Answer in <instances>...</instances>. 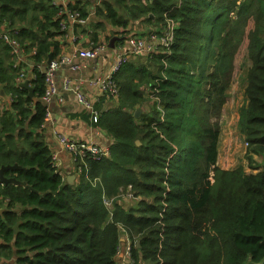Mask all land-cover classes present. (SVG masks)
<instances>
[{
    "label": "trees",
    "instance_id": "obj_1",
    "mask_svg": "<svg viewBox=\"0 0 264 264\" xmlns=\"http://www.w3.org/2000/svg\"><path fill=\"white\" fill-rule=\"evenodd\" d=\"M127 1L131 7L122 16L117 5ZM81 3L72 0L67 9L87 17ZM100 4L98 28L160 23L165 14L179 26L170 53L142 63L130 58L115 75L120 99L104 111L96 104L100 115L93 122L112 137L110 155L76 163L80 177L71 184L44 140L49 109L42 100L49 55L61 54L68 34L61 28L67 15L55 0H0V34L19 30L20 66L33 89L30 97L17 83L20 67L0 37V168L18 164L22 169L4 177L31 188L0 183V207L9 199L0 214V259L15 254L17 264H120L125 235L124 252L130 251L122 264H264V168L247 173L217 164L219 119L245 36L252 63L238 128L249 143L247 158L264 159V0ZM78 31L88 29L76 25ZM125 192L133 197L129 205L122 203Z\"/></svg>",
    "mask_w": 264,
    "mask_h": 264
},
{
    "label": "crops",
    "instance_id": "obj_2",
    "mask_svg": "<svg viewBox=\"0 0 264 264\" xmlns=\"http://www.w3.org/2000/svg\"><path fill=\"white\" fill-rule=\"evenodd\" d=\"M55 1L61 6L67 7L69 5V2H71L72 0ZM79 1L82 2L81 6H84L86 11L89 13L88 17L90 20L89 24L87 25L88 27H86L88 31L84 34L78 31V33L75 34L74 28H69L68 34L65 36L64 46L61 53L71 57L73 64L80 65L81 69L73 70L70 65H65L58 69L55 75V82L57 85V90L64 97V101L62 103L52 101L49 104L48 108L49 112L51 113V118L43 126L44 140L52 149V154H56L55 163L57 165V168L59 169V171H61V173L66 179L70 175H75V180L77 179L75 159L70 153L61 148L59 142V135H65L71 140L77 142L95 143L100 146L106 147H111L113 139L105 130L93 125L94 121H92V115L89 112L85 111L84 107L78 102L76 96H74L73 93L65 91V81L70 80L74 85H79L82 88V90L94 103V109L98 113V116L100 115V112L95 108L96 104L101 103V111L115 107L117 105V101H114L104 95L103 91L96 84V82L101 77H104L110 73L114 63L122 54L123 47L125 44L124 41H122V38L125 39L126 37L134 34L127 33V35H123L121 33H115L109 38L110 35L108 32L105 31L104 28L96 27L97 23L101 21L97 13V7L101 5V0H91L90 4L86 3V0ZM149 1L151 2L152 0ZM149 1L146 0L145 3H149ZM78 7L79 6H76V8ZM138 22L143 21H130V23L136 24ZM159 24L160 23H153L151 24L152 26H145L144 28H142L141 26V28L144 31V34L146 35L151 29H153V27H159ZM127 27L128 26H126V28ZM148 28L149 30H147ZM107 31H109V29H107ZM96 33H98V36L95 40L91 36ZM116 36L119 37V39L121 40L117 39L113 46H111L112 43L110 40L111 38ZM92 42L98 44L92 45ZM97 46H103L105 47V49L96 58L91 59L83 56L82 52L94 49ZM147 93H149V91ZM148 99L151 100L152 97H149ZM83 113H85L86 115H90L91 117L85 120L81 117L74 116L75 114L83 115ZM221 139L222 137L220 135V140ZM228 142H230L229 145L228 143H226L223 146H228L229 150L227 154H225V157H221V141H219V155L217 164L222 169H229L231 163L234 165L236 160L239 158V145L237 140H234V138L232 139V137L230 136L228 137ZM16 262L17 259L15 257V254H12V257L9 259H1V263L5 264H17Z\"/></svg>",
    "mask_w": 264,
    "mask_h": 264
},
{
    "label": "built area",
    "instance_id": "obj_3",
    "mask_svg": "<svg viewBox=\"0 0 264 264\" xmlns=\"http://www.w3.org/2000/svg\"><path fill=\"white\" fill-rule=\"evenodd\" d=\"M143 1L145 2L146 0ZM55 3L57 2L55 1ZM67 7L63 6L64 9L60 10L61 15H67L66 20L61 23L62 30L68 32L69 28H74L76 25L88 27L87 25L89 24L90 20L88 16L84 17L79 9H73L72 11L70 9H67ZM6 25L8 26L9 24L7 23ZM178 26V21L169 18L167 14H165L164 20L160 22L159 27H153V29H151L146 35H138L135 33L126 37L125 39L122 38V41H124L125 43L122 54L114 63L110 73L104 77H101L96 82V84L103 91L104 95L118 102V100L120 99V87L115 80V75L120 71L122 66L130 58L132 59L136 56L153 57L155 55L170 53L175 41V32ZM18 33V29L10 27V31L4 30V33L0 34V37L4 42L8 43L11 48V54L14 57V66L20 67V71L17 74L16 81L17 83L23 84L26 80L31 81L32 77L29 76L27 68L20 66V53L23 52V49L17 38ZM91 44L97 45L98 43L92 42ZM104 49L105 47L103 46H97L94 49L82 52V54L87 58L94 59L98 55H100V53H102ZM35 52L36 49H32V53L34 54ZM65 65H70L73 70L81 69L80 65L73 64L72 58L64 55L63 53L52 59L50 63H47L44 71L46 74V91L42 97L43 102L47 106H49L52 101H56L57 103H62L64 101L63 95L57 90L55 75L58 69ZM65 91L73 93L74 96H76L78 102L84 107L85 111L89 112L92 115L93 121H98V113L94 109V103L90 100V98L79 85H74L70 80H66ZM50 118L51 113L48 110V113L45 117V123L49 121ZM59 142L61 148L74 157L75 163H78L79 161L85 163L87 158L99 159L103 156L110 155V147L100 146L95 143L77 142L71 140L65 135H59ZM246 146L248 149L249 143L247 141ZM52 157L54 164L56 165V154H52ZM80 172L81 167H79L77 170V173L80 174ZM8 203L9 199L6 198L4 205L2 208L0 207V210L6 208ZM106 204L108 207H111L110 200L106 199ZM129 251L130 247L126 249L127 255L129 254Z\"/></svg>",
    "mask_w": 264,
    "mask_h": 264
},
{
    "label": "rangeland",
    "instance_id": "obj_4",
    "mask_svg": "<svg viewBox=\"0 0 264 264\" xmlns=\"http://www.w3.org/2000/svg\"><path fill=\"white\" fill-rule=\"evenodd\" d=\"M130 7H131L130 1H127L123 7L120 5H117V8L119 9V13L122 16L127 15L126 13ZM141 26L142 28H144L145 26H152V25L146 22H138L137 24L130 23L127 28L106 25L104 29L106 32L109 33L110 35L109 38H110L115 33H121L123 35H127V33H134V34L136 33L138 35H143L144 31L142 30ZM252 28H253V23L250 22V24H248L247 26L246 32ZM107 29H109V31H107ZM147 30H149V28ZM247 45H248V39L245 36V38L243 39L240 45L239 51L235 57V61H234L235 69H234V75H233V82L229 89V99L227 103L225 104L223 108L222 116L219 119V124L221 126L220 135L222 137V139L220 140L221 141L220 156L225 157V154H227L229 147L228 146L225 147L223 145H225L226 143H228L229 145L230 142H228V137L231 136L232 139L234 138V140H237L238 142L239 158L236 160L234 165L231 163V165L229 166V169H224V170H231V169H236L238 167H242L244 171H246L247 173H257L261 169L264 168V159L257 157V156L254 157V160H249L247 158L246 139L244 140V136L241 134V132L238 129V124H239L238 116L240 115L241 108L246 104V99H245L246 75L248 72V68L250 64L252 63L248 57ZM146 58L147 56H136L135 60L137 62L142 63V62H145ZM146 91L148 92V90ZM1 99L3 98L0 97V103H1ZM139 109L141 110V113H142V110L144 108L142 107ZM145 109L148 110L147 105L145 106ZM79 177H80V174L77 173V179H79ZM123 197H124V200L122 201V203L124 205H129L133 202L132 195L127 194L125 192ZM126 238L127 236L123 235L121 239L122 240L121 250L117 258L120 264L123 263V258H124L123 252L125 251L124 248L126 244V240H125ZM125 256H126V253H125Z\"/></svg>",
    "mask_w": 264,
    "mask_h": 264
},
{
    "label": "water",
    "instance_id": "obj_5",
    "mask_svg": "<svg viewBox=\"0 0 264 264\" xmlns=\"http://www.w3.org/2000/svg\"><path fill=\"white\" fill-rule=\"evenodd\" d=\"M117 39H118V40H121V39H119V38H117V37H113V38H111V40H110L111 43H112L111 46H113V44L117 41ZM51 61H52V55H49V59H48L47 63H50ZM22 86L25 87V88H27V89L29 90V96H30V97L33 96V89H32L31 86H30V81H29V80H26V81L22 84ZM140 113H141V110H140V109L136 110V112H135V117L138 118L139 115H140ZM137 143L140 144L139 141H138ZM20 169H22V167L19 166L18 164H15V165H8V166H2V167L0 168V183L3 184V185L13 184V185H16V186H23V187L30 188V187L27 185V183L19 182V181H17V180L14 179V178H6V177H4V172H5V171H7V170H9V171H15V170H20ZM74 180H75V175H70V176L67 178V181H68L69 183H71V184L74 183ZM30 189H31V188H30ZM4 211H5L4 209H1V210H0V214H3ZM18 227H19V223H17V224L14 226V230H15L16 233L18 232ZM124 257H125V253H124ZM0 262H1V259H0Z\"/></svg>",
    "mask_w": 264,
    "mask_h": 264
}]
</instances>
